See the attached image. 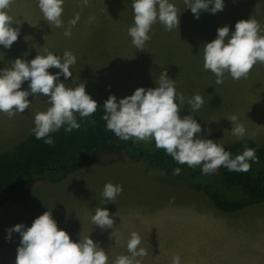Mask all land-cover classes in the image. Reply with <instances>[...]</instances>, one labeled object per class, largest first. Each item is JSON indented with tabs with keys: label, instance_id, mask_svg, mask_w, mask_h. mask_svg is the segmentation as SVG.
Returning a JSON list of instances; mask_svg holds the SVG:
<instances>
[{
	"label": "rangeland",
	"instance_id": "374dc122",
	"mask_svg": "<svg viewBox=\"0 0 264 264\" xmlns=\"http://www.w3.org/2000/svg\"><path fill=\"white\" fill-rule=\"evenodd\" d=\"M169 2L178 9L179 25L191 26L192 34L205 40L201 42L202 46L208 43L209 25L213 26L214 39L218 28L227 25L231 34L235 31L236 22L240 20L255 19L264 29L262 0H224L223 11L215 14L204 11L199 19L195 18L183 0ZM63 7L64 26L56 28L43 20L37 0H15L9 15L13 18L12 27L19 28V36L10 49L0 45V69L10 68L11 61L16 58L30 61L37 54L46 55L45 49L60 57H63L65 51H70L76 57V63L70 67L72 77L65 80L61 76L60 82L69 88H75L83 82L86 92L97 101L98 106L103 105L109 95L119 98L125 93L128 81L118 79L130 80L133 91L145 87L147 81H139L145 78L139 70L146 63L135 61L140 55H129L137 51L131 46L128 35V28L133 24L132 0H89L86 7L82 0H64ZM77 13L80 19L72 28L71 37H65L63 33L68 27V21ZM91 17L94 19L90 20ZM194 61L197 63L192 66L196 68L200 60L197 57ZM178 67L181 70L178 77L167 70L168 77L175 80L177 92L183 93L186 98L191 89H205L212 83L187 78L191 75L188 64ZM48 71L55 74L59 69L50 68ZM205 75L212 77L210 71ZM155 82L158 80L149 81L150 88L157 86ZM21 90H28L27 81L22 84ZM216 90V94H212L206 89V95L202 96L205 100L204 110L199 111L196 115L198 120L195 119L201 125L202 132L197 136L220 141L225 145L238 142L231 134L232 127H224L231 122L226 115H236L246 129L243 138L257 132L253 142L257 147L264 148V127L255 126L256 123L264 125V64L254 65L247 79L233 80L226 75L224 83L218 85ZM45 98L30 95L28 100L41 103ZM207 106L209 114L218 118L219 113L215 109L222 110L224 119L214 120L220 127L206 121ZM183 108L188 110L189 106L185 104ZM186 113H181V118ZM8 120L5 114L0 113L1 131H4ZM131 143L144 152L152 153L156 150L154 142L131 140ZM253 171L264 174V161L254 163ZM50 173L53 175L54 172H46V175ZM178 177L180 175L161 165L149 163L145 156L128 161L86 164L75 169L73 174L59 178L52 185L34 191L27 200L32 208L18 211L17 216L24 215L30 227L35 218L50 211L58 229L65 230L73 242L92 236L91 239L96 243L95 233L92 232L95 225L91 217L97 207L108 211L110 206L117 207L118 215L125 211L144 209L148 210L149 219H113L119 233V242H116L115 237L99 241L109 256L108 264H112L117 256L130 255L127 241L134 231L141 237L139 247L147 251V255L137 258L139 264H172L173 257L177 255L180 264H264V219H259L264 216V201L224 211L215 207L206 195L179 185L177 182L183 179ZM108 182L123 187L122 193L111 203L101 196ZM3 216L4 212H1L0 217ZM20 220L26 222L25 219ZM109 230L113 231L107 229L108 232L104 234L111 235ZM13 263L16 264V260Z\"/></svg>",
	"mask_w": 264,
	"mask_h": 264
},
{
	"label": "clouds",
	"instance_id": "9594fccd",
	"mask_svg": "<svg viewBox=\"0 0 264 264\" xmlns=\"http://www.w3.org/2000/svg\"><path fill=\"white\" fill-rule=\"evenodd\" d=\"M183 3L191 9L196 19L204 11L215 14L224 9V0H183ZM14 4L15 0H0V45L8 49L19 36V28L12 27L13 18L9 15ZM82 4L88 6L89 0H82ZM37 6L48 25L56 28L64 26V0H37ZM132 10L133 24L128 28V35L137 50L145 49L146 42L151 39L149 33L152 26L157 22L167 31L179 28L180 14L169 0H132ZM79 19L77 13L68 21L63 33L65 37H71L72 28ZM45 52L46 55L37 54L30 61L16 58L11 61L10 68L0 69V113L11 119L30 107V95L47 97L50 107L35 114L32 131L36 139H43L45 144L53 146L55 142L50 133L59 131L65 125V132L78 130L81 125L77 122L76 114L82 119L90 117L97 111L98 104L86 92L83 82L75 88L66 87L65 83L60 82L61 76L65 80L72 77L70 67L76 63V57L70 51H65L63 57L47 49ZM203 61L204 70L215 75L218 85L224 83L226 75L233 80L247 79L254 65L264 64V29L252 18L236 22L235 31L231 34L227 25L218 28L216 38L203 47ZM50 68L59 71L52 74L48 71ZM26 81L28 90H21ZM155 83V88L139 87L132 95L118 101L114 95H109L104 102L102 116L107 130L123 141L154 142L156 149H163L177 164H186L191 168L200 166L203 175L214 174L221 167L230 172H248L251 169L249 161L258 162L255 149L245 146L243 152L233 158L221 144L197 136L202 128L191 115L180 117L179 113L185 104L191 112L201 109L204 104L201 95L186 98L183 93L177 92L175 80L168 77L167 70L160 74ZM226 118L232 122V136L237 140L242 139L246 129L238 117L232 115ZM208 133L211 134L210 129ZM180 172L179 167L173 169L176 175ZM122 191V185L108 182L101 196L111 203ZM91 222L101 229H113L110 238L115 237L116 242H119V233L106 208L97 207ZM7 232L8 239H11L12 232L19 233L21 237L16 264L109 262L108 254L89 236L73 242L65 230L58 229L50 211L35 218L30 227L17 224L7 229ZM140 244V235L132 232L127 241L130 255L117 256L112 264H139L137 258L147 255L146 249L139 247ZM172 264H180L178 255L173 257Z\"/></svg>",
	"mask_w": 264,
	"mask_h": 264
},
{
	"label": "trees",
	"instance_id": "16d2710c",
	"mask_svg": "<svg viewBox=\"0 0 264 264\" xmlns=\"http://www.w3.org/2000/svg\"><path fill=\"white\" fill-rule=\"evenodd\" d=\"M103 115L104 108L83 119L76 114L80 128L69 133L65 132V125L59 131L50 133L55 142L53 146L45 144L43 139H36L31 130L21 142L0 152V203L6 199H24L36 179L50 176L51 173L46 175V172L62 176L86 164L128 161L144 156L149 163L161 165L166 170L173 171L179 167L178 178L183 180L177 183L206 195L221 210H237L264 201V174L253 171L257 162L249 161L251 169L248 172H230L221 167L214 174L203 175L200 166L191 168L186 164H177L163 149L148 153L133 146L131 139L120 140L107 130ZM221 145L233 158L247 146L255 149L258 162L264 161V148L257 147L249 139Z\"/></svg>",
	"mask_w": 264,
	"mask_h": 264
},
{
	"label": "crops",
	"instance_id": "0c3cea01",
	"mask_svg": "<svg viewBox=\"0 0 264 264\" xmlns=\"http://www.w3.org/2000/svg\"><path fill=\"white\" fill-rule=\"evenodd\" d=\"M263 2V1H262ZM179 14V13H178ZM112 16L113 14H107ZM207 29V38L208 42H211L214 40L213 37V26L209 25ZM193 28L191 26L187 25H179V28L173 29L172 31L165 30L164 26L160 23H156L152 26V30L149 33L151 39L146 42L145 49L143 51L137 50L129 55H140V57H137L135 61L137 62H145L146 64L143 66V68H140V72L145 76L144 79H141L139 81H147V84L145 85V89L150 88L149 81L159 80L160 74L165 70H170L172 73H174L178 77V72H181L179 65L188 64L190 65L189 71L191 73L190 77L191 80H207L211 81V84H208L205 89H198L195 91L194 89H191L190 92V98L195 95L199 94L201 96L206 95V89L213 94H216V88L218 87V84L215 83V77H208L207 71L203 68V47L201 42L205 40H200L196 35H193L191 30ZM191 34L190 36H187L186 34ZM158 35V36H157ZM160 38L157 39V37ZM131 40V37H129ZM205 39V38H204ZM156 40V42H155ZM157 45V47H156ZM131 46L135 48L132 43ZM153 46V48H152ZM199 58L200 62L198 63V66L194 68L192 64L197 63L194 60L196 58ZM157 65V67H155ZM177 71H176V70ZM150 73L151 75H148ZM127 80L126 83V91L124 94L121 95V97H117V101L121 98H124L126 96L132 95L134 93L133 88L131 85V81L128 79H118L117 81ZM188 95V94H186ZM187 96V98H189ZM216 97V96H215ZM209 95L207 97V104L209 105ZM178 103V101H176ZM30 107L25 110L24 113H17L14 117L9 119L7 121L6 127L4 131L0 130V152L8 150L21 142L27 134L34 128V116L38 111H46L50 105L47 103V97L41 102L37 103L36 100H32L30 102ZM104 105V104H103ZM103 105L98 106L97 109L103 108ZM205 105V100L204 104ZM211 105V104H210ZM209 106H207L206 109V121H211L213 126H218L214 120L222 121L224 119L222 110L215 111L219 113V118L214 116L212 113H210V110L208 109ZM204 106L201 107L199 111H203ZM186 111L187 113L184 116L191 115L194 119L198 118L196 115L199 111L191 112L190 109L186 110L185 108L181 109V113ZM181 113H179L181 117ZM183 116V117H184ZM229 117L228 115H226ZM227 122V121H225ZM244 125V123H242ZM210 125V124H209ZM255 126L258 128L264 127L261 123H256ZM224 127L231 128L233 127L232 122H230L229 125H224ZM256 132V131H254ZM257 133V132H256ZM256 133L247 134V137L242 139H249L251 141H254ZM240 139V140H242ZM239 140V141H240ZM215 141V140H213ZM238 141V142H239ZM220 144H224L220 141H215ZM258 142V141H257ZM237 143V142H236ZM234 144V143H233ZM75 172L71 171L66 173L63 176L56 177L57 175H51L49 177H44L41 179H36L27 196L22 200H11L6 199L5 201L0 203V213L4 212V216L0 217V219H6L5 221H0V264H14L13 261L16 260L17 256V248L20 244V234L16 232H12L11 239H8V232L7 229L14 227L17 224H23L25 227H28V219L23 217L24 215H21L20 217L17 216L18 211H27L31 209L30 203H27V200L30 198L31 194L41 188H44L46 186L52 185L55 181H57L59 178H64L68 174H73ZM13 208H16L15 211ZM110 216L113 219H149V212L148 210H137V211H125V213H131V215H126L125 213H121L118 215L117 207L110 206L109 207ZM114 214V215H113ZM213 217L214 214H212ZM23 217V218H22ZM20 219H25L26 222L21 221ZM259 219H264V216L259 217ZM95 233L94 239H96V243L104 250L103 246L99 241L102 240H112L110 238L111 235L107 236L104 233L108 232L107 229H101L98 226H95L94 231ZM112 231L109 230V233ZM91 239L92 236H89ZM114 238V237H113ZM105 251V250H104Z\"/></svg>",
	"mask_w": 264,
	"mask_h": 264
},
{
	"label": "water",
	"instance_id": "95a60500",
	"mask_svg": "<svg viewBox=\"0 0 264 264\" xmlns=\"http://www.w3.org/2000/svg\"><path fill=\"white\" fill-rule=\"evenodd\" d=\"M141 152H139V154H140Z\"/></svg>",
	"mask_w": 264,
	"mask_h": 264
}]
</instances>
